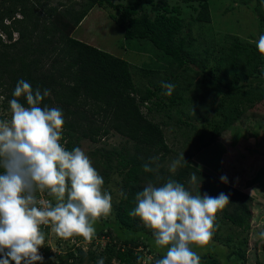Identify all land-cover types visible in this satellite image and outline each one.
<instances>
[{
	"label": "trees",
	"instance_id": "trees-1",
	"mask_svg": "<svg viewBox=\"0 0 264 264\" xmlns=\"http://www.w3.org/2000/svg\"><path fill=\"white\" fill-rule=\"evenodd\" d=\"M179 1L193 11L187 22L182 18L180 6L165 2L160 6L161 12L150 17L147 13H138V1L132 6H122L109 0H77L66 7L52 6L51 0H0V94L3 99L9 102L14 98L12 94L21 79L33 89H49L50 95L42 105L62 111L61 143L66 150L78 147L81 140L96 145L112 133L129 144L121 149L97 151H101L100 175L104 183L109 181L113 169L110 163L115 160L116 170L123 175L121 191L127 196V199L121 196L113 222L101 221L98 228L94 226V239L108 238L104 247L90 243L85 251L79 236L65 240L63 245L62 239L55 235L53 244H48L47 229L45 246L39 251L50 264H96L101 257L105 264L112 261L137 264L138 260L139 264H155L167 249L157 246L152 230L128 213L136 205V193L147 183L160 185L169 177L183 183L193 194L199 187L201 195L228 194L230 203L219 212L222 219L242 232L251 227L253 196L191 165L192 153L184 154L186 163L174 174L165 170L163 163L171 148L163 127L170 122L159 123L154 121V116H147L162 107L172 110L179 102L192 104L188 112L177 110L175 124L192 127V137L183 135L189 138L194 153H200L213 148L246 112L264 103V84L250 82L264 77V55L256 43L244 42L231 34L224 35L220 44L214 35L208 42L204 40L206 44L197 42L192 28L196 23L211 22L210 0ZM250 1L255 3L260 37L264 34V0ZM96 6L116 12L110 16L123 29L126 40H136L165 57L168 65L164 72L168 75L161 77L157 70L137 68L73 38L75 29ZM137 73L151 78L148 85L135 84ZM155 76L159 77L157 81L152 79ZM162 81L175 86L171 96L163 94L166 89L161 87ZM17 99L28 106L25 98ZM143 107L147 114L142 112ZM210 113L214 117L209 119ZM165 115L171 120L168 113ZM188 119L204 124L196 129ZM157 156L158 171L144 172L143 165ZM152 166L155 168L156 164ZM193 173L199 178L195 185L189 183ZM218 230L216 227L214 233ZM227 239L232 241L234 236L228 235ZM246 245L247 240L242 239L235 252L241 260L245 258ZM200 257L202 261L209 258L213 261L211 264H221L211 254Z\"/></svg>",
	"mask_w": 264,
	"mask_h": 264
},
{
	"label": "clouds",
	"instance_id": "clouds-1",
	"mask_svg": "<svg viewBox=\"0 0 264 264\" xmlns=\"http://www.w3.org/2000/svg\"><path fill=\"white\" fill-rule=\"evenodd\" d=\"M256 47L264 55V35ZM161 87L166 89V96L175 88L163 81ZM12 95L11 118L0 120V264H44L39 250L45 246L47 229L48 244L57 235L63 245L77 236L82 246L84 241L105 245L107 237L93 238L94 225L111 214L112 196L102 190L104 179L89 156L79 147L66 150L61 143L63 113L42 105L50 90L33 89L21 79ZM20 97L26 99L27 107L17 99ZM158 160V156L150 158L143 165L144 172L158 171ZM184 163L183 152L170 163L169 171L174 174ZM220 180L228 183L226 175ZM189 183H199L195 173ZM120 195L127 199L123 191ZM135 201L128 214L152 230L157 246L167 249L155 264H201L192 246L203 249L212 242L217 214L230 198L223 192L216 197L201 195L200 187L193 194L169 177L160 185L147 183L136 193ZM259 235L264 239V231ZM96 264H105V259L99 258Z\"/></svg>",
	"mask_w": 264,
	"mask_h": 264
},
{
	"label": "rangeland",
	"instance_id": "rangeland-1",
	"mask_svg": "<svg viewBox=\"0 0 264 264\" xmlns=\"http://www.w3.org/2000/svg\"><path fill=\"white\" fill-rule=\"evenodd\" d=\"M74 1L77 0H51L50 3L52 6L63 4L69 7ZM109 1L114 5L119 4L122 6H132L138 1V13L144 12L150 17H154L161 12L160 6L163 2L169 4V6H180L182 18L185 22L189 21V16L193 14L191 7L188 4L181 3L179 0ZM209 4L211 22L206 24L196 23L192 28V34L197 42L206 44L208 38L214 35L219 40L217 43L220 44L222 37L226 34L238 36L244 42L256 43L258 41L259 31L254 1L210 0ZM110 14L115 16L116 12L109 8L95 7L75 29L72 37L124 59L137 68L150 71L157 70L161 73V77L164 74L168 75V73L164 72L168 65L165 57L162 58L156 55L153 49L143 47L136 40H126L123 29L111 18ZM2 38L4 39L5 36L2 35ZM204 40L206 41L205 43ZM149 79L151 78L144 77L138 73L134 75V82L138 87L148 85ZM152 79L157 81L159 77L155 76ZM176 105L178 106L172 110L171 108L162 107L161 110L147 115L149 117L154 116V121L159 123L161 121L170 122L168 126L163 127L167 144L171 148L170 155L167 156L166 161L163 163L165 170L171 173L169 171L170 163L180 153L189 152L193 155L190 160L191 165L206 173H213L219 179L222 175H226L228 183H224L225 185L247 192L254 198L251 227L247 232H242L233 227L223 220L221 213H219L216 218V225L219 230L217 234L214 233L212 242L203 249L193 245V251L200 256L211 254L214 256L215 261L221 264H264V239H261L259 235L260 232L264 231V103L246 112L230 127L224 137L218 139L217 144L213 148L203 150L200 153H194L192 145L188 141V137H192L194 134L192 127L186 128L183 125L176 126L175 124L177 110L188 112L192 109V104L185 105V102L182 104L179 102ZM141 110L147 114L146 108L143 107ZM199 111L202 113L203 109L201 108ZM166 113L170 115L171 120L165 115ZM213 117L214 114L210 113L209 119ZM10 118L9 102H6L0 94V120H10ZM188 122L196 129H200L201 125L204 124L197 119H188ZM183 133L189 136L187 137ZM125 142L119 135L112 133L96 145L91 144L87 140H81L78 147L89 156L92 166L101 174L103 171L101 151L100 153L97 151L104 150V152H107L112 150V148L121 149L129 145ZM110 164H112L113 169L109 173V181L104 183L102 190L112 196V212L109 216L102 217L94 225L96 228H98L101 221L113 222L115 220L116 206H118L121 198L123 175L116 170L115 160ZM42 195H46V193H42ZM228 235H233L234 239L228 241ZM242 239L247 240L244 260L238 258L235 253ZM50 240L51 244H53L52 242L54 241L51 238ZM100 244L102 248L104 242ZM83 245L86 251L90 243L84 241ZM211 262L213 261L209 258L206 261L201 260V264H211ZM44 264H50V261L44 260ZM111 264H115V262L112 261Z\"/></svg>",
	"mask_w": 264,
	"mask_h": 264
},
{
	"label": "water",
	"instance_id": "water-1",
	"mask_svg": "<svg viewBox=\"0 0 264 264\" xmlns=\"http://www.w3.org/2000/svg\"><path fill=\"white\" fill-rule=\"evenodd\" d=\"M250 82L252 84L253 83H262V84H264V77H258V78L252 79Z\"/></svg>",
	"mask_w": 264,
	"mask_h": 264
},
{
	"label": "built area",
	"instance_id": "built-area-1",
	"mask_svg": "<svg viewBox=\"0 0 264 264\" xmlns=\"http://www.w3.org/2000/svg\"><path fill=\"white\" fill-rule=\"evenodd\" d=\"M40 201L47 202V200H44V199H40ZM143 263H144V262H143Z\"/></svg>",
	"mask_w": 264,
	"mask_h": 264
},
{
	"label": "crops",
	"instance_id": "crops-1",
	"mask_svg": "<svg viewBox=\"0 0 264 264\" xmlns=\"http://www.w3.org/2000/svg\"><path fill=\"white\" fill-rule=\"evenodd\" d=\"M92 10H93V9H92ZM92 10H91V12H92ZM91 12H90V13H91Z\"/></svg>",
	"mask_w": 264,
	"mask_h": 264
}]
</instances>
